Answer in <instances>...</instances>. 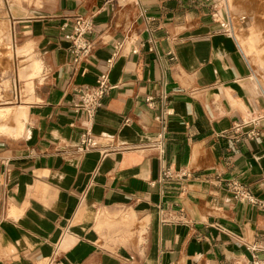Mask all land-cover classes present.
<instances>
[{
    "label": "crops",
    "instance_id": "0c3cea01",
    "mask_svg": "<svg viewBox=\"0 0 264 264\" xmlns=\"http://www.w3.org/2000/svg\"><path fill=\"white\" fill-rule=\"evenodd\" d=\"M211 12L210 0H0L26 110L21 134L0 133V264H246L264 246V210L228 188L264 199V89ZM77 14L94 21L79 64L62 28ZM102 73L113 88L81 153L76 91Z\"/></svg>",
    "mask_w": 264,
    "mask_h": 264
},
{
    "label": "built area",
    "instance_id": "2783aa9c",
    "mask_svg": "<svg viewBox=\"0 0 264 264\" xmlns=\"http://www.w3.org/2000/svg\"><path fill=\"white\" fill-rule=\"evenodd\" d=\"M196 1V0H191ZM212 3V18L218 22L223 31L228 36H234V26L232 24V18L228 11L226 4L223 0H210ZM245 19V18H243ZM71 27L69 32H66L64 37L69 41V51L73 56V62L79 64L88 60L93 52V41L89 38V34L92 33L94 28V21L92 17H87L81 14L72 15L66 18V22L63 23L62 28ZM121 44L116 45V52L113 54L114 58L118 54ZM172 54V53H170ZM113 61H109L111 66ZM113 85L110 83L107 73H102L95 84L83 85L76 91L77 97L73 103L75 111L82 112L84 114L83 132L80 135V140L76 144L77 151L85 153L97 144V140L93 136V126L95 118L99 109L103 105L104 98L109 94ZM165 98V95H163ZM153 97H148L149 103L153 102ZM166 99V98H165ZM249 136H258L259 133L252 131ZM156 146L159 148L160 153H165V134L164 130L157 136ZM172 172L170 169L164 170L161 174V181L166 178H171ZM228 188L234 194V197L244 203H249L261 210H264V199L256 197L252 191L243 183L236 179L228 181ZM253 256L246 261V264H264V246L253 244L250 246Z\"/></svg>",
    "mask_w": 264,
    "mask_h": 264
},
{
    "label": "rangeland",
    "instance_id": "374dc122",
    "mask_svg": "<svg viewBox=\"0 0 264 264\" xmlns=\"http://www.w3.org/2000/svg\"><path fill=\"white\" fill-rule=\"evenodd\" d=\"M226 5L227 9L230 11L232 24L236 30V36L246 53L243 52L249 56H247L249 60L251 59L250 61L254 68L255 78L264 89V0H229ZM243 17L246 18L243 19ZM8 36L9 31L0 34V46L8 48L6 52L0 53V108L21 105L20 101L14 98L17 85H15L14 82L13 87L11 83L14 81L15 69L12 62V44ZM19 53L22 52L19 50ZM32 65L33 63L28 65L30 66L28 73L32 70L31 68L34 69V67H31ZM23 68H21V71ZM33 74L34 72L29 76L31 77ZM24 88L25 86L22 89ZM22 94L24 95L25 93L22 91ZM11 102H13V104H11ZM20 108L25 110L23 107ZM25 117L26 116H24V118ZM24 118H22V120H24Z\"/></svg>",
    "mask_w": 264,
    "mask_h": 264
},
{
    "label": "bare ground",
    "instance_id": "6f19581e",
    "mask_svg": "<svg viewBox=\"0 0 264 264\" xmlns=\"http://www.w3.org/2000/svg\"><path fill=\"white\" fill-rule=\"evenodd\" d=\"M223 3H225L224 0H223ZM225 4H227V3H225ZM226 7H227V5H226ZM251 13H253V12H251ZM243 18H246V17H243ZM234 32H235V37H236V30H235V28H234ZM37 63L38 62H35L33 64V66H31V67H34V69L31 68L33 71L31 70L30 73L31 72L33 73L34 72V74H33L34 77L37 76V75H39V71H40V68H41L40 65H39V63L38 64ZM29 68L30 67H27V68L23 69L20 72L21 73V78L26 79L29 75L32 74V73L31 74L28 73L29 72ZM11 83H12V86L14 87V81L11 82ZM29 83L26 82L24 84V86H25L26 89H30L32 87L31 84H29ZM24 116H26V112H25V110H22L20 107H19V109H16L15 107H1L0 108V133L6 134V135H12V136L13 135L17 136V135L21 134L22 131H23V129H24V120H22V118H24Z\"/></svg>",
    "mask_w": 264,
    "mask_h": 264
}]
</instances>
